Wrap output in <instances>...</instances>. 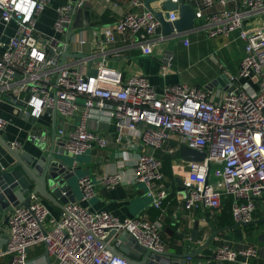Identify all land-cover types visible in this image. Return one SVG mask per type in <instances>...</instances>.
Listing matches in <instances>:
<instances>
[{"label":"built area","instance_id":"obj_1","mask_svg":"<svg viewBox=\"0 0 264 264\" xmlns=\"http://www.w3.org/2000/svg\"><path fill=\"white\" fill-rule=\"evenodd\" d=\"M144 1L131 0V4L139 8ZM183 1L194 7L198 29L208 38H229L238 32L246 42L238 73L228 76L230 86L235 87L232 92L217 97L206 88L186 83L158 90L144 75L125 77L113 68L111 59L134 49L149 56L160 43L175 40L189 45L187 32L164 34L161 22L149 10L129 11L114 25L96 31L92 53L74 58L72 55L81 50L71 53L73 42L81 48L87 40L73 41L72 37L66 44V31L73 24L72 13L84 0L58 9L54 28L60 36L37 27L38 17L51 0H0L2 22L18 26L9 43L0 41V108L6 100L13 104L22 100L32 107L34 116L56 109L64 119L58 129L62 147L74 156L94 146H108L107 139L90 127L96 112L113 124L118 142L128 135L144 148L157 151L178 136L183 145L206 154L204 161L188 163L186 210L204 207L217 212L230 197L234 221L247 225L258 210L264 211V24L256 23L264 15V0H242L235 8L230 5L238 0ZM216 3L221 8L214 11ZM178 18V12H172L168 21ZM90 64L96 75L88 74ZM172 66L169 53L161 75L166 76ZM7 125L0 116V132ZM10 145L20 148L18 142ZM134 175L136 182L145 186L153 206L163 211L170 193L164 182L163 161L154 153H141ZM118 182L117 174L105 178L108 187ZM79 187L84 201L96 196L89 176L79 179ZM30 196L28 207H14L9 216L4 253L11 255L10 264H26L29 248L39 243L45 244L52 264H128L108 248L123 245L119 238L123 232L142 248L165 252L162 219L120 220L108 212L93 213L77 202H68L58 218L39 194L31 192ZM257 255L255 246L240 251L225 246L216 250L215 259L234 264L239 257Z\"/></svg>","mask_w":264,"mask_h":264},{"label":"crops","instance_id":"obj_2","mask_svg":"<svg viewBox=\"0 0 264 264\" xmlns=\"http://www.w3.org/2000/svg\"><path fill=\"white\" fill-rule=\"evenodd\" d=\"M77 1L79 0H51V3L37 19L38 29L48 35L60 36L54 28L58 17V9L62 5ZM145 1L144 5L137 8L131 4V0H84L83 6L80 8L81 18L79 23L82 28L73 36V41L85 38L87 44L81 48L74 42L73 45L81 50L80 54L90 55L96 45V31L114 25L129 11L141 12L148 10ZM241 1L238 0L231 4L230 8L237 7ZM155 5H157V10L164 11L161 2ZM220 8L221 6L216 3L213 10L216 11ZM256 23L264 24V20L259 18ZM199 24L200 21H196L195 27L187 31L188 46L179 41H175L176 43L172 41L160 43L154 49L153 55L149 56L143 55L139 49H134L126 52L120 58L111 59L110 65L120 70L125 77L146 76L158 90L180 83L207 88L223 75L237 74L246 52V42L239 38L238 32L233 33L229 38L217 37L210 39L198 29ZM17 29L16 22L6 25L0 17V41L2 43H9L16 35ZM205 41L215 42L216 53L222 52V50L232 45L239 46L241 48V58L233 64L227 61V64L223 65L222 62H218L215 52L211 50L212 52H209L207 57L208 60L214 63L215 69L213 67V72L201 77L199 73H193L189 68L193 67L195 64L193 62L202 56V44ZM175 49L178 51L175 52ZM169 53L173 55V66L166 76H162L160 68ZM229 87L227 84L221 85L220 83L218 87L215 86L213 90L209 91L219 97L227 94L226 90ZM0 116L8 121L6 129L0 132V135L7 137L9 143L18 142L20 151L28 152L37 157L49 152L52 138L51 130L55 123L53 114L46 111L40 116H34L32 107L28 106L27 109H24L6 100L1 105ZM63 125L64 119L58 116V129ZM90 127L107 139L108 146L106 148L94 146L81 156H74L65 151L67 158L76 161L75 166L78 168V172L71 181L72 194L70 192V196H68L65 193L60 200V205H55L43 199L53 216L61 217L65 205L72 199L93 213L108 212L120 220L140 217L151 221L162 219L164 223L162 242L165 246V252L171 253L194 252L205 245L214 231L225 229L199 254L202 257L209 258L190 259L189 264H232L220 263L214 258L216 250L225 246L237 251L255 246L258 248L256 257H239L238 262L234 264H264V231L258 227L264 221V219L261 220L264 218L263 210H258L255 213L254 221L245 226L234 221L231 213L232 199L230 197L223 200L222 209L217 212L204 207L186 210L184 206L187 196L185 179L188 163L191 160L185 159L180 154L183 144L178 136H174L167 141L161 150L153 151L144 148L138 139H135L136 143L130 146L123 144L121 141L118 142L115 127L101 112L94 113ZM41 143L46 145L45 151L40 149ZM144 152L154 153L163 161L164 182L170 192L164 202L163 211L153 206L152 199L146 194L145 186L135 180V163L138 156ZM12 162V157L0 143V170L7 169ZM114 174L119 175V182L113 188L108 187L105 178ZM84 176H89L96 187V196L89 201L82 199V192L79 187V179ZM179 180L183 181L184 184L179 185ZM4 222L5 217L0 221V264H10L11 255L4 253L9 238V225H4ZM197 224L200 230L193 234ZM52 260L48 255L45 244L39 243L29 248L26 264H52Z\"/></svg>","mask_w":264,"mask_h":264},{"label":"water","instance_id":"obj_3","mask_svg":"<svg viewBox=\"0 0 264 264\" xmlns=\"http://www.w3.org/2000/svg\"><path fill=\"white\" fill-rule=\"evenodd\" d=\"M146 6L149 11L153 12L157 19L161 22L162 32L170 34L174 30L178 32H187L193 29L196 25V12L191 4L180 0L179 3L173 0H146ZM161 2L164 11L157 10V3ZM172 12H178L179 18L170 22L168 19ZM73 24L67 27L65 43L69 44L72 37L76 35L82 25L79 23L81 18V9L75 10L72 13ZM63 45H60L62 48ZM87 55L74 54V58H83ZM89 75H96L97 71L93 69L92 64L88 68ZM229 85L230 80L227 75H223L217 81L212 83L206 89L213 90L218 84ZM221 88V87H219ZM224 88V87H223ZM234 86H230L226 91L228 93L234 90ZM13 97V96H12ZM15 98V97H14ZM17 105L27 109L28 105L22 100H18ZM48 113L54 116V127L51 130V148L47 154H42L40 157L22 152L19 149H14L8 142L7 137L0 135V143L8 151L13 159V162L7 169L0 170V221L5 217L4 225L9 224V216L14 207H28L31 201V192L39 194L47 202L55 205H60L61 198L66 193L72 194V179L75 178L78 168L75 166L76 161L65 156V150L62 147V139L58 135L57 118L58 112L56 109L47 110ZM123 144L127 146L135 144V139L131 136H123L121 139ZM42 151L46 150L45 144H40ZM180 154L190 162L204 161L206 154L202 151L191 149L183 145L180 149ZM179 185H183V181H178ZM74 200H69V202ZM9 214V215H8ZM245 226V224H240ZM200 230L198 224L195 226L196 234ZM223 230L214 231L210 239L194 252L186 253H171L157 252L153 249L142 248L136 244L135 240L128 232H123L119 235L123 245L119 248L109 245L108 248L114 255L123 257L128 264H189L190 259H207L199 254L210 245V242L219 235ZM215 258V255H214Z\"/></svg>","mask_w":264,"mask_h":264},{"label":"rangeland","instance_id":"obj_4","mask_svg":"<svg viewBox=\"0 0 264 264\" xmlns=\"http://www.w3.org/2000/svg\"><path fill=\"white\" fill-rule=\"evenodd\" d=\"M260 18H262V20H264V15H262ZM173 43H176L175 40H171ZM203 48H202V56L198 57L193 63H195L193 65V67L189 68L191 72L193 73H199L202 76L208 75L210 74V72H213V70L215 69V65L213 62H211L210 60H208L207 55L209 54V52H215V42L213 41H205L203 44ZM76 47L75 45H71L70 47V51L71 53L75 52ZM212 50V51H211ZM178 50L175 49V52H177ZM216 58L218 60V62H222L223 65L227 64V61L230 64H233L236 60L241 58V48L239 46H230L229 48H226L224 50H222V52L216 53ZM190 65V64H189ZM214 67V69H213ZM264 218H262L261 220H263ZM258 227H260L261 230L264 231V221L262 223H260L258 225Z\"/></svg>","mask_w":264,"mask_h":264}]
</instances>
